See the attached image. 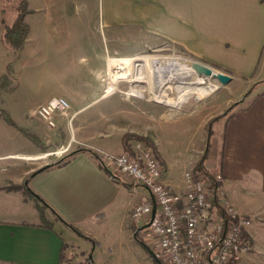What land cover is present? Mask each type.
Listing matches in <instances>:
<instances>
[{"label": "crops", "instance_id": "1", "mask_svg": "<svg viewBox=\"0 0 264 264\" xmlns=\"http://www.w3.org/2000/svg\"><path fill=\"white\" fill-rule=\"evenodd\" d=\"M32 1L33 25L29 26L25 16L29 31L18 54L3 39L4 30L16 13L10 20L0 11V264H61L62 258H69L66 255L71 253L73 243L90 251L87 260L91 259V264H133L131 259L137 246L132 248L133 253L125 249L131 248V242L136 245L137 240L144 248L141 255L156 260V253L148 244L149 237L131 234L130 211L135 203L148 197L143 188L124 177L110 176L91 148L74 149L61 163L58 160L51 163L50 159H54L51 155L43 160L46 155L40 154L41 146L28 135L35 136L44 147L73 144V129L66 124L63 131L49 127L33 109L62 96L68 100L75 117L86 112L88 99L104 96L94 90L88 94L82 91L88 82L82 64L78 68L84 79L77 78L75 87L59 79L56 70L50 74L47 69L51 67L50 51L89 50L93 57L88 58L96 66L103 59L109 39H119V30H111L109 36L104 30L100 36L90 33L86 26L71 32L73 24L79 27L88 22L96 12L98 0ZM102 3L106 4L108 24L130 20L136 32L142 28L149 32L160 30V43L168 49L192 54L208 49L207 56L199 57L221 68L231 80L242 77L253 81L256 86L241 107L212 121V124L222 121L221 142L203 164L205 168H215V158L220 153L218 172L223 176V194L242 213L249 214L246 209L255 204V209L264 215V0H102ZM116 49L113 46L112 50ZM31 52L39 54L36 64L45 69L39 70L36 79L26 80L22 89L17 74L24 55ZM92 83L98 86L97 77ZM213 104L208 100L180 120L168 122L172 121L169 119L131 132L152 141L160 156L162 181L178 193L185 191L183 171L193 169L202 152L195 150L198 155L192 159L193 156L171 153L168 147L185 145L186 136L194 138V133L205 139V125L222 113L212 115ZM93 143L98 148L123 152L120 140L116 144L104 140ZM227 199L224 201L228 202ZM42 204L47 222L41 220ZM115 222L125 231L124 235L112 239L107 234L100 235L101 231L108 233ZM252 225L247 229L252 249L241 253L231 264H264V227ZM136 230L145 232L142 226Z\"/></svg>", "mask_w": 264, "mask_h": 264}, {"label": "rangeland", "instance_id": "2", "mask_svg": "<svg viewBox=\"0 0 264 264\" xmlns=\"http://www.w3.org/2000/svg\"><path fill=\"white\" fill-rule=\"evenodd\" d=\"M20 1L21 0H0V11L4 13L6 17H10L11 20L13 17H15V13L17 15L18 4ZM26 5H27V10L29 11L27 13L28 15H26V20L29 26L32 27L33 25L32 9L34 7L33 1L28 0V3L26 2ZM95 8H96V12L92 14V17L88 20V22H83L79 27L77 24H73L71 26V32H76L77 28L80 29L86 26L90 33L91 32H93L94 34L97 33L99 36L101 31L103 30L108 36L111 30H119L120 36L119 39L115 41L109 39L108 44L105 45L106 50L105 52H103L104 53L103 59L102 61H98V63H95L96 66H93L92 62L89 60L90 56L93 57L92 52L89 50L74 49L68 52L50 51L51 67L47 69L51 70L50 74L54 73V71L56 70L57 77L61 76L59 79H63L64 83L69 87L76 86L74 82H77L76 81L77 78L80 77V79H84V74H82L81 69L78 68V64H82L83 67L86 68L85 69L87 73L86 76L88 78V82H85V85L83 86L84 90L82 91L85 92V94H88L91 93L92 90H94L98 92L99 96L102 93L104 95L105 90L109 86H111V84L109 83H112L111 75L107 74V72L109 73V70L107 69V59L114 57H121V58L140 57V56L153 57V58L181 57L188 60V62L190 63H194V64L196 63V65L200 68L208 67L213 70H216L217 72H224L221 68L213 65L208 60L199 57L202 54H206L207 56L209 52L207 51L208 49L198 50L195 52L196 54L168 49L166 45H162L160 43L162 39L160 36V30H158L157 32L156 31L149 32V31H145L144 28H142L136 32L133 28L134 22L130 20L129 21L122 20L120 24H116V25L108 24L109 20L106 12V4L102 3V0H98V2L95 4ZM93 36L95 37V35ZM113 46L118 47V49L112 50ZM97 53L99 54L101 52H96V54ZM38 58H39L38 53L33 54V52H31L30 54L24 55L21 64L19 66L20 70L17 74V76L19 75L18 77H19L20 88L24 86L26 80L36 79V76L40 74L39 70L43 71L45 69L38 67V65L36 64ZM53 65L56 68L52 67ZM152 74L153 77H155V75L157 74V71L154 70V68L152 69ZM9 75L10 77L12 75L10 69H9ZM94 77H97L99 82L97 87H95L94 84L92 83ZM252 82L242 77H235L234 79L224 84H222L216 78L209 79L204 84L199 85L198 88L193 91L192 95L188 99H185L182 102L179 108H173L172 106L165 104L164 101L151 97L149 95V89L151 84L150 82L147 81L144 82L142 80L134 81L133 83H128L124 81L118 82L117 85L119 90H116L113 93L104 96L103 98L98 100L88 99L87 101L90 103L88 104L86 112L83 114L75 115V117L72 116L73 118L71 119V121H69L70 116L73 115L71 112L73 111L71 106L69 107L65 115L56 116L55 118L56 124L54 128L63 131L65 128L64 126L66 124L68 128L73 129V134L71 135L73 144L71 145L69 144L70 146L66 150H64L66 147L62 145L60 147H54V146L40 147L42 151L40 154L44 156L46 155L45 157H43V160H47V157L53 156L54 159H50L51 163H53L59 160L61 157L68 154L69 152H71L72 150L81 149V148H91L95 150L99 160H100L99 155L102 154L100 153V151L106 153H113V154H120L124 152L127 153L124 147H122L123 152L120 153L115 152L114 149L108 150L100 147L98 148L93 143V141L100 142L104 140V142L106 143L116 144V142L120 140V142L122 143V137L124 134L137 132L143 127L145 128L146 126H152L153 124H156L158 122L164 123V121H168L169 119L172 121H168V122H175L177 120H180L194 113L199 107L203 106L204 102L206 101L208 102V100L209 102L211 101L214 103L212 107L214 111H211L212 115L218 113L219 111L224 112L227 110V112H230L231 109L235 107H241L246 96L249 94V92H251L252 88L256 86ZM214 86L216 88L213 89ZM59 88L60 87L57 86V90L55 89L57 93L60 91ZM130 88L139 91L141 93V96L126 94V92ZM168 97L172 99L173 96L168 95ZM206 125H205V135H204L205 139L202 138L203 136L200 138L197 137L199 134L196 135V133H194V138H189L186 136V138L184 139L185 145L179 144L177 147H168V149L171 153L175 152L177 154H181L182 156H188V157L193 156L192 159H194V157L197 154L195 150L196 151L200 150V153L202 152V155L196 162L194 168L185 169L183 172L191 170L194 176H201L208 178L209 182L211 183V189L213 191H215L216 189H220L222 192V194L220 195L221 197L220 199L224 200L225 198L227 199V197L223 194V184H222L223 176L218 172L220 168L221 154L220 153L217 154L216 156L217 158H215V161L217 162L216 163L217 165L214 166L215 168H205L203 164L204 159H206V157H208L209 154L215 148L220 146L221 141L219 139V133L222 130V121L217 120L215 123L213 124L211 123L209 135L207 132ZM181 138L182 137H180V140ZM139 141L140 140H136V139L130 140L129 142L131 143L130 144L131 149L135 148V144ZM153 155L160 163V158L158 157V155L157 156L155 154ZM201 157L203 158L202 165L204 169L209 172L210 171L214 172L213 178L202 175L203 173H199L198 171H196L195 169L196 165L198 164ZM114 175L118 177H124V176H120L119 174H114ZM217 175H220L222 178L220 182L215 179V176ZM126 179L132 182L131 179L129 178ZM141 188H143V190L148 194V191L144 187ZM220 199L218 198V200ZM227 201L238 212L239 215L249 218L251 220V224L258 227L259 226L264 227V219H263L264 215H262V211H258L255 209V204H253L252 206L253 208L246 209L247 213L249 214H244L242 213V211L236 209L235 206L231 204L228 199ZM215 202L218 203L217 200ZM133 207L130 211V218H129L130 221L132 222L131 230L133 228L131 234L134 233V235L136 234L137 237H142V236L145 238L149 237L148 244L150 246V249H152L153 252L155 251L154 253L157 254L158 253V246L156 247L157 243L156 241H154L155 239L151 236L150 232L147 229L149 217H146L140 221L134 220L133 218H131V212L133 210ZM133 225L135 226L133 227ZM137 226H142L145 229V232L144 231L138 232L139 230H136ZM58 228H60L59 230L63 232V229L61 227ZM124 233L125 231H123L122 228L117 227V222H115L113 223V226L111 227V230L108 231V233H106L105 231H101L100 235L103 236L107 234L109 235L108 238L112 239V238L120 237L124 235ZM63 237L65 238V236ZM130 246L131 248L129 247L126 248L125 250L131 253L135 251L132 248H135V246H137L136 255L135 256L132 255L133 259H131L135 264H166L159 257L157 258L158 260L157 259L155 260L154 258H152V260L144 258L140 253L144 250V248L138 240L136 245H133V243L131 242ZM71 247H72L71 253L66 255V257L69 258L66 259L62 258L61 264H91V262L87 261V258L90 254L89 250H84V248H82L81 245L78 246L77 243H73ZM251 249L252 248H250L249 251ZM249 251H246L245 253Z\"/></svg>", "mask_w": 264, "mask_h": 264}, {"label": "built area", "instance_id": "3", "mask_svg": "<svg viewBox=\"0 0 264 264\" xmlns=\"http://www.w3.org/2000/svg\"><path fill=\"white\" fill-rule=\"evenodd\" d=\"M69 107L59 96L38 104L33 113L53 128L56 116L65 115ZM132 150L133 155L100 151V162L108 172L148 191V197L134 205L131 218L149 217L147 229L158 245L157 258L166 264H227L249 250L244 233L251 220L220 199L221 190L213 191L208 178L185 171V191L178 193L162 181V167L150 148L137 142ZM215 179L222 180L220 175Z\"/></svg>", "mask_w": 264, "mask_h": 264}, {"label": "bare ground", "instance_id": "4", "mask_svg": "<svg viewBox=\"0 0 264 264\" xmlns=\"http://www.w3.org/2000/svg\"><path fill=\"white\" fill-rule=\"evenodd\" d=\"M153 68L157 71L155 77L152 74ZM107 69L109 70L107 74L112 77V83H109L111 86L105 90L103 96L119 90L118 82L133 83L142 80L151 83L149 89L151 97L164 101L173 108H179L199 85L209 79H215V75L218 74L213 69L208 73L205 67L200 68L196 63H190L181 57H114L107 59ZM126 94L141 96L139 91L132 88ZM168 95H172V99Z\"/></svg>", "mask_w": 264, "mask_h": 264}, {"label": "trees", "instance_id": "5", "mask_svg": "<svg viewBox=\"0 0 264 264\" xmlns=\"http://www.w3.org/2000/svg\"><path fill=\"white\" fill-rule=\"evenodd\" d=\"M17 15L13 21V23L9 26H7L4 30V34H3V39L12 47V49L14 50L15 54H18L19 51L21 50L25 38L28 34L29 31V26L27 24V22L25 21V16L26 14L29 12L27 10V5H26V1L25 0H21L18 4V9H17ZM5 79V78H4ZM227 113V110L222 112L220 115H217L215 117H213L212 119H210V121L207 123L206 128H207V132L209 135V130H210V125L212 123V121H214L215 119H218L221 116H225ZM36 143H38L41 147H44L42 143H40V141L35 137V136H31L30 134H28ZM140 140L139 142H142L145 146H147L148 148H150L153 152V154H155L156 156L158 155V157L160 158L159 154L157 153L154 144L152 143V141L150 139H148L147 137L141 136V135H137L134 133H126L123 135L122 137V145L125 149V151L128 154H132L133 155V150L131 149L130 146V140ZM74 152H71L65 156H63L62 158H60L57 163H61L62 161L66 160L69 156H71ZM202 161L203 158L201 157V159L199 160L198 164L196 165V171H198L199 173H203L202 175L208 176V177H212L214 175V172L212 171H207L204 169L203 165H202ZM47 167V166H44ZM109 175L112 176L113 178H117L114 174H111L109 172ZM11 187H15V186H11ZM26 191L28 192V188H26ZM31 193V192H28ZM44 204V203H43ZM42 204L40 208V215H41V220L42 222H47L44 214L42 212V209L44 208V205ZM244 237L247 238V235L244 233ZM235 258L231 259L228 264H231L232 262H234ZM88 262H91V259L87 260Z\"/></svg>", "mask_w": 264, "mask_h": 264}, {"label": "water", "instance_id": "6", "mask_svg": "<svg viewBox=\"0 0 264 264\" xmlns=\"http://www.w3.org/2000/svg\"><path fill=\"white\" fill-rule=\"evenodd\" d=\"M211 70H212L211 68L206 67V72L209 73ZM217 73L218 74L215 75L216 79H218L222 84L229 82L231 80V76L229 74L224 73V72H217ZM153 212H154V209H153Z\"/></svg>", "mask_w": 264, "mask_h": 264}]
</instances>
